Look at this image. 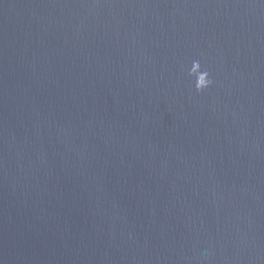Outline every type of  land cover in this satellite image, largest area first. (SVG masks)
Returning <instances> with one entry per match:
<instances>
[{"label": "water", "instance_id": "95a60500", "mask_svg": "<svg viewBox=\"0 0 264 264\" xmlns=\"http://www.w3.org/2000/svg\"><path fill=\"white\" fill-rule=\"evenodd\" d=\"M0 264H264V0H0Z\"/></svg>", "mask_w": 264, "mask_h": 264}, {"label": "clouds", "instance_id": "9594fccd", "mask_svg": "<svg viewBox=\"0 0 264 264\" xmlns=\"http://www.w3.org/2000/svg\"><path fill=\"white\" fill-rule=\"evenodd\" d=\"M187 75L194 79V88L197 93L205 92L213 84V81L210 79L209 72L202 68L199 60L192 61Z\"/></svg>", "mask_w": 264, "mask_h": 264}]
</instances>
